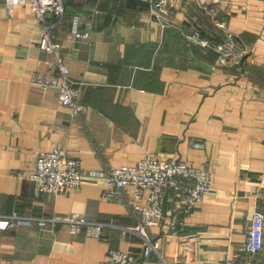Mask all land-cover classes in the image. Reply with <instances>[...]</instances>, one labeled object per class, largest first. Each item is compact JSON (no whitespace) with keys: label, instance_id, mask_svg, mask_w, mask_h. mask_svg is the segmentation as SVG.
<instances>
[{"label":"crops","instance_id":"crops-1","mask_svg":"<svg viewBox=\"0 0 264 264\" xmlns=\"http://www.w3.org/2000/svg\"><path fill=\"white\" fill-rule=\"evenodd\" d=\"M154 1L63 0L58 21L0 0V216L23 220L0 230V264H102L110 249L142 257L137 219L123 197L103 196V178L41 194L22 176L54 149L83 171L147 157L208 169L213 188L179 234L144 228L158 242L148 259L223 264L244 254L253 212L264 214V0ZM47 31L54 52L40 46ZM58 63L81 115L56 86L34 81L57 75ZM73 214L86 222L76 232L64 222ZM46 218L59 221L38 223ZM256 258L264 264V248Z\"/></svg>","mask_w":264,"mask_h":264},{"label":"built area","instance_id":"built-area-1","mask_svg":"<svg viewBox=\"0 0 264 264\" xmlns=\"http://www.w3.org/2000/svg\"><path fill=\"white\" fill-rule=\"evenodd\" d=\"M167 0L154 1L155 7H163ZM8 5L29 4L39 19L53 15L58 21L65 14L63 0H7ZM87 36V33L82 34ZM196 36V35H195ZM198 39L200 45L212 48L213 45L205 39ZM40 46L49 52H54L58 44L49 37L48 31L41 39ZM223 49L219 45L214 47ZM58 74H37L34 81L39 85L56 86L60 92V104L72 113L81 115L85 106L78 101V89L69 79L68 68L58 63ZM35 183L36 190L41 194H56L68 189L79 187L86 180L104 179L103 196L114 201L123 197L132 214L137 219L135 229L144 239L142 257L130 253L110 249L107 259L102 264H153L148 256L157 251L158 242H152L145 234L144 228L155 226L168 230V234H179L184 227V218L188 216L203 196L213 188V178L206 168H198L184 160H161L157 157H147L134 165H122L108 168L105 171H83L79 159L70 156L62 149L39 152L35 157L34 168L28 174L22 173ZM144 193H147L144 197ZM128 195V196H127ZM144 197V198H143ZM170 205L167 215L166 206ZM23 220L17 215L0 216V230L16 227ZM59 221L57 218L40 219L38 223ZM70 224L73 232L79 226L85 225L80 215H71L64 219ZM264 248V214L260 210L253 212L250 226L243 243L242 256L226 259L223 264H257V256ZM156 264H164L161 260Z\"/></svg>","mask_w":264,"mask_h":264},{"label":"rangeland","instance_id":"rangeland-1","mask_svg":"<svg viewBox=\"0 0 264 264\" xmlns=\"http://www.w3.org/2000/svg\"><path fill=\"white\" fill-rule=\"evenodd\" d=\"M222 52L224 53V51L222 50Z\"/></svg>","mask_w":264,"mask_h":264}]
</instances>
